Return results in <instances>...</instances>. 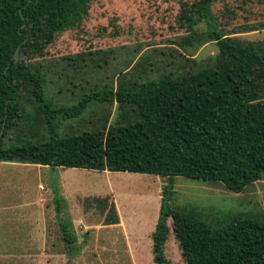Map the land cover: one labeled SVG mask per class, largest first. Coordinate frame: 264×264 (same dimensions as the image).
<instances>
[{
  "label": "trees",
  "instance_id": "obj_1",
  "mask_svg": "<svg viewBox=\"0 0 264 264\" xmlns=\"http://www.w3.org/2000/svg\"><path fill=\"white\" fill-rule=\"evenodd\" d=\"M212 1L181 3L177 23L188 44L194 26L212 18ZM88 3L0 0V161L165 176L150 234L156 264L166 260L167 217L186 264H264V218L232 215L214 225L169 204L176 175L219 181L233 192L264 176V49L242 44L212 23L206 33L217 46L211 65L120 78L116 90H91L74 104L53 107L42 65L27 60L43 54L55 33L79 25ZM90 98L115 100L123 111L108 126L101 122L73 135L52 131L47 140L20 144L8 142L15 134L3 139L33 114H44L51 129L54 117L75 115ZM104 221L117 222L113 205ZM59 224L70 244L73 231L61 218Z\"/></svg>",
  "mask_w": 264,
  "mask_h": 264
},
{
  "label": "rangeland",
  "instance_id": "obj_2",
  "mask_svg": "<svg viewBox=\"0 0 264 264\" xmlns=\"http://www.w3.org/2000/svg\"><path fill=\"white\" fill-rule=\"evenodd\" d=\"M192 1L89 0L79 25L55 33L46 51L27 62L42 65L45 95L57 107L74 104L91 90H116L120 78L144 79L162 70L211 65L217 46L206 39V33L212 23L238 42L264 49V0H213L212 18L194 26L188 44L187 31L177 18L181 3ZM120 111L115 100L90 98L75 115L54 117L51 129L44 114H33L3 139L15 134L16 139L8 142L20 144L47 140L52 131L56 136L73 135L101 122L108 126ZM76 168L39 169L36 163L0 161V264H156L150 234L167 178ZM56 204L68 231H72L70 221H76L72 253L65 251ZM169 204L214 225L232 215L264 218V176L233 192L219 181L176 175ZM110 205L116 223L104 221ZM166 223L165 264H186L170 217ZM52 251L60 257H52Z\"/></svg>",
  "mask_w": 264,
  "mask_h": 264
},
{
  "label": "crops",
  "instance_id": "obj_3",
  "mask_svg": "<svg viewBox=\"0 0 264 264\" xmlns=\"http://www.w3.org/2000/svg\"><path fill=\"white\" fill-rule=\"evenodd\" d=\"M21 163H31V162H21ZM36 167H38L39 169L41 168V167H51V168H56V167H60V166H49V165H42V164H39V163H36ZM77 168H82V167H77ZM76 168V169H77ZM58 174H59V177L61 176V174H62V172L61 171H59L58 172ZM59 187L60 188H62V185H61V181H59ZM61 191L63 192V188L61 189ZM56 215H57V217L58 216H60V213H61V210L59 209L58 211H56ZM75 223H76V221H75V219L73 218L71 221H70V224H71V228H72V231H73V234H74V228H75ZM84 227H86L85 226V224H83V228ZM63 243H64V245H65V247L67 248L65 251L66 252H68V253H72V251H69L70 249H71V247H74V240L70 243V244H68L64 239H63ZM57 243V242H56ZM151 244H149V246H150ZM53 253H51V255H52V257H56V258H59L60 257V253L58 252V251H52ZM77 253H80V251L79 252H77ZM47 255H50V254H47Z\"/></svg>",
  "mask_w": 264,
  "mask_h": 264
},
{
  "label": "water",
  "instance_id": "obj_4",
  "mask_svg": "<svg viewBox=\"0 0 264 264\" xmlns=\"http://www.w3.org/2000/svg\"><path fill=\"white\" fill-rule=\"evenodd\" d=\"M16 55H17V48L15 49V51H14V54H13V57H16ZM1 129H0V133H1Z\"/></svg>",
  "mask_w": 264,
  "mask_h": 264
}]
</instances>
